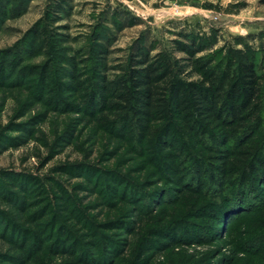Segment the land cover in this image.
I'll return each mask as SVG.
<instances>
[{
    "label": "trees",
    "instance_id": "obj_1",
    "mask_svg": "<svg viewBox=\"0 0 264 264\" xmlns=\"http://www.w3.org/2000/svg\"><path fill=\"white\" fill-rule=\"evenodd\" d=\"M65 5V0L54 2L48 10L51 22L60 19ZM175 34L170 50L183 56L176 58L163 50L153 53L155 46L138 44L111 76L103 73L107 68L104 45L97 44L90 56L80 59L89 72L77 68L75 56L65 61L70 74L77 76L74 83L83 99L81 111L93 115L98 129L123 137L141 157L139 169L151 167L178 196L157 198L147 193L146 198L137 182L104 174L103 196L110 205L140 204L144 213L152 214L125 255L129 238H116L106 231L134 234L130 209L113 219L96 221L80 207L71 206L70 226L50 210L51 200L42 184L28 178L37 184L40 196L29 204H41L29 218L39 222L28 218L32 227L10 223L9 239L21 250L10 256L12 264L27 260L34 264H150L155 255L210 235L201 233L218 236L224 222L230 225L223 241L228 253L219 256V263L264 264V56L249 49L203 53L207 46L203 37L193 32ZM65 40L62 34L37 26L29 33L23 53L32 56L44 47L57 52ZM19 63L13 55L1 60L0 73L9 80L35 79L48 88L49 101L61 109L63 84L49 67ZM60 191L65 196V190ZM144 198L147 202L142 203ZM9 200L13 203V198ZM24 204V199L16 200L15 207L22 210ZM47 213L49 220L41 222ZM167 264L205 263L184 253Z\"/></svg>",
    "mask_w": 264,
    "mask_h": 264
},
{
    "label": "rangeland",
    "instance_id": "obj_2",
    "mask_svg": "<svg viewBox=\"0 0 264 264\" xmlns=\"http://www.w3.org/2000/svg\"><path fill=\"white\" fill-rule=\"evenodd\" d=\"M65 1L60 19L51 22L48 10L56 0H0V62L13 55L19 66L49 67L54 78L63 84L59 93L64 102L61 109L55 107L49 101L48 88L39 86L33 78L9 80L7 74L0 73V264H12L10 256L21 252L9 239L10 223L32 227L29 219L32 223L36 219L29 216L41 207L29 204L40 196L37 184L28 178L42 184L51 200L50 210L70 226L71 206L80 207L96 221L113 219L123 209H130L129 218L136 226L134 234L125 235L119 229L106 231L115 233L116 238H129L125 255L152 214L144 213L140 204L110 205L103 196L104 174L137 182L146 198L147 193L156 197L164 194L170 199L178 196L171 183L155 175L151 167L139 169L142 159L123 137L98 129L93 115L81 111L83 99L74 83L77 76L70 74L66 58L75 56L77 68L89 72L80 59L90 56L97 44L104 45L107 68L103 73L111 76L119 72L117 66L126 63L128 54L138 44L155 46L153 53L163 50L176 58L183 56L170 50V40L177 38L175 32L179 31L203 37L207 45L203 53L249 49L264 56V0ZM37 26L65 36L62 49L55 52L44 47L35 55H25L26 39ZM99 33L108 37H99ZM60 188L65 190V196ZM22 199L26 205L19 210L16 200ZM148 208L152 210L154 206ZM49 218L47 213L41 222ZM229 226L224 222L218 236L201 233L210 235L201 242L194 239L193 243L155 255L150 264H167L184 253L193 261L220 264L219 256L228 253L223 241L228 237ZM24 264L34 262L27 260Z\"/></svg>",
    "mask_w": 264,
    "mask_h": 264
}]
</instances>
